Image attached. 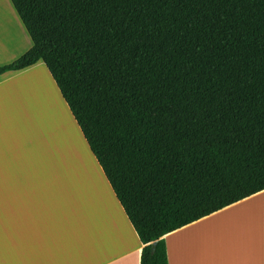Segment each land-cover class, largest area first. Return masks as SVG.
<instances>
[{
	"label": "trees",
	"instance_id": "1",
	"mask_svg": "<svg viewBox=\"0 0 264 264\" xmlns=\"http://www.w3.org/2000/svg\"><path fill=\"white\" fill-rule=\"evenodd\" d=\"M129 220L163 235L264 191V0H10ZM155 241V243H152Z\"/></svg>",
	"mask_w": 264,
	"mask_h": 264
},
{
	"label": "crops",
	"instance_id": "2",
	"mask_svg": "<svg viewBox=\"0 0 264 264\" xmlns=\"http://www.w3.org/2000/svg\"><path fill=\"white\" fill-rule=\"evenodd\" d=\"M2 1L0 66L32 45L11 1ZM37 73L47 75L41 89L35 83L22 92L46 98L51 83L56 86L94 157L92 178L78 170L85 164L52 160L51 146L43 144L42 160L38 159L33 143L40 131L29 122L35 106L24 104L19 88L26 77ZM43 78L39 77L40 82ZM40 133L51 135V143L54 136L70 142L67 132L58 128ZM55 150L60 158V146ZM77 174V183L70 185V177L76 179ZM94 193L99 198L103 194V201L93 197ZM163 238L168 264H264V192L224 206ZM144 245L46 65L39 60L0 73V264H140Z\"/></svg>",
	"mask_w": 264,
	"mask_h": 264
},
{
	"label": "rangeland",
	"instance_id": "3",
	"mask_svg": "<svg viewBox=\"0 0 264 264\" xmlns=\"http://www.w3.org/2000/svg\"><path fill=\"white\" fill-rule=\"evenodd\" d=\"M3 1L0 3V5H2ZM44 68V67H43ZM46 73V71H43ZM47 74V73H46ZM44 73H37L35 75H30V77H26L25 80H23L22 83L19 84V88H20V97L21 99L24 98V104L27 101L29 104H31V106H35V111L36 113H32L31 119L29 120V122L31 124H35L36 127L38 128V131L40 132H44V131H48V129H56L58 128L59 130L61 129V131L63 133H66L67 138L70 139V142L67 141L66 139L60 138L58 139L57 136H54L52 138V143L51 141L48 139L49 137H52L51 135L49 136H43L40 133H36V135L38 136V139L35 140V142L33 143V147H36L37 149V154H38V159L42 160V146L43 144H45V146L47 147H52L53 148V158L52 160H61L66 161V162H70V165H72L73 163L77 164V165H84L85 164V168L79 167L78 170L83 171V172H88V174L90 175V177H93V171L91 172V168H92V162L94 160L93 155L90 153V151L88 150L85 140H83V137L81 136L79 130L76 128V125L74 123V121L72 120V117L70 115V113L67 111L65 104L63 103L58 89L56 88V86L51 83V89L49 90V95L44 98L43 95H39L34 97V95H30L31 93H29L28 95H25L22 91H24V89L27 87V85L31 88V85L34 86L35 83L39 84V88L41 89V86H43V82L46 80V77H44V75H46ZM41 75V76H40ZM47 76V75H46ZM39 77L43 78L40 82ZM48 78V77H47ZM47 81V80H46ZM49 82V79H48ZM51 82V79H50ZM46 83V82H45ZM21 86H23V90H21ZM49 88V86H48ZM47 87H46V91H47ZM48 93V92H47ZM51 105H49L50 103ZM46 104V106H45ZM46 108V109H45ZM59 109L60 111H58V114L56 113V110L53 109ZM44 109L46 110V116H45V122L46 125L44 124V128L42 129V118L41 115L44 112ZM61 112V113H60ZM44 114V113H43ZM52 122V124H51ZM65 129V130H64ZM32 132H34L33 130H31ZM66 131V132H65ZM46 134V133H44ZM54 135H57L56 133H54ZM36 136V137H37ZM33 136H31L32 138ZM66 143L68 144L67 146V154L64 153V148ZM60 146L61 149V157L56 158V150L55 148L57 146ZM74 145V146H73ZM80 178V175L77 174L76 175V179L74 178V175H72L70 177L69 183L70 185H72L74 182L77 183L78 179ZM93 197H96L97 199L103 201V194H100V198L98 196L94 194H92Z\"/></svg>",
	"mask_w": 264,
	"mask_h": 264
},
{
	"label": "bare ground",
	"instance_id": "4",
	"mask_svg": "<svg viewBox=\"0 0 264 264\" xmlns=\"http://www.w3.org/2000/svg\"><path fill=\"white\" fill-rule=\"evenodd\" d=\"M2 2V0H0V3ZM61 113V112H60ZM264 192V191H261V193ZM260 193V192H259Z\"/></svg>",
	"mask_w": 264,
	"mask_h": 264
},
{
	"label": "water",
	"instance_id": "5",
	"mask_svg": "<svg viewBox=\"0 0 264 264\" xmlns=\"http://www.w3.org/2000/svg\"><path fill=\"white\" fill-rule=\"evenodd\" d=\"M152 243H155V241H153Z\"/></svg>",
	"mask_w": 264,
	"mask_h": 264
}]
</instances>
